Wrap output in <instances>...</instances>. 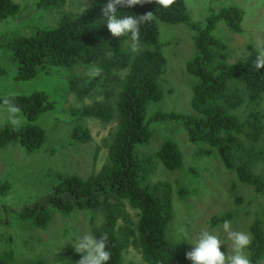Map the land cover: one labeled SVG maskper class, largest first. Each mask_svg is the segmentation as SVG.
Instances as JSON below:
<instances>
[{
	"label": "trees",
	"instance_id": "1",
	"mask_svg": "<svg viewBox=\"0 0 264 264\" xmlns=\"http://www.w3.org/2000/svg\"><path fill=\"white\" fill-rule=\"evenodd\" d=\"M92 1L80 13L63 15L56 27L39 29L33 36L5 38L1 46L11 51L17 66L16 81L32 80L43 69L56 68L59 73L62 68H88L85 77L69 74L64 89L80 99H91L89 105L69 111L74 122L71 140H92L90 131L82 125L85 119L109 123L118 116L119 126L112 142L107 144L109 163L86 179L77 175L57 176L41 198L19 204L18 209L11 211L5 205L2 209L39 229H45L56 213L87 211L91 214L92 234L97 238L108 236V264H126L124 253L131 246L141 249L148 264H192L185 255L191 248L173 243L168 236L173 219L171 186L162 181L151 182L157 163L169 171L179 170L184 164L183 154L174 141L166 140L154 157L146 160L139 156L137 146L152 140L151 125L177 123L186 131L190 143L204 145L201 154L218 155L228 171L253 187L257 195L264 196V69L255 68L258 52L253 48L250 55L231 62L229 42L216 34L221 22L230 31L242 33L244 12L235 6L211 8L199 24L191 19L186 0H175L168 8L160 7L154 0L134 8L118 7V17L153 12L152 21L140 25L136 42L146 49L134 53L124 48L130 34L114 37L106 26L102 8L109 0ZM66 2L40 0L38 8L60 9ZM20 10L13 0H0V21L16 17ZM160 23L183 24L194 32L197 53L186 65L187 72L196 80L191 101L193 113L156 112L147 118L148 104L163 98L166 58L158 45ZM122 71H126L124 77L120 75ZM7 75L0 63V77ZM93 95L100 98H92ZM5 100L19 109L26 124L0 128V147L18 144L28 154L39 152L46 141V131L39 120L55 109L50 95L41 91L4 95L0 96V107L8 108ZM10 189L4 182L0 197ZM128 206L139 211L136 223ZM232 218L228 213L215 217L212 224L216 226ZM1 224L7 226L9 222L0 220ZM249 233L252 242L246 249L247 256L252 264H263L264 222L255 220ZM2 256V264L11 263L8 252ZM80 258L74 248H66L60 264H77ZM23 264L46 262L29 259Z\"/></svg>",
	"mask_w": 264,
	"mask_h": 264
},
{
	"label": "rangeland",
	"instance_id": "2",
	"mask_svg": "<svg viewBox=\"0 0 264 264\" xmlns=\"http://www.w3.org/2000/svg\"><path fill=\"white\" fill-rule=\"evenodd\" d=\"M13 1L21 7L19 14L0 21V63L8 71L7 76L0 77V96L29 95L41 91L50 95L55 109L39 120L46 131V141L39 152L28 154L18 144L0 147V186L5 182L11 188L0 197V220L9 222L7 226L0 225V264L5 251L12 256L8 264H23L29 259L60 264L66 248H74L72 244L78 243L85 233L92 234L91 214L87 211L72 215L56 213L45 229H39L18 221L2 206L11 211L19 204L41 198L49 191V184L56 182L57 176L77 175L86 179L99 173L109 163L107 144L113 140L119 118L116 116L109 123L87 118L82 125L90 131L92 140L88 143L72 141L74 122L69 118V111L89 105L91 99H80L64 89L69 74L77 78L85 77L88 68H62L63 71L59 73L56 68L43 69L32 80L16 81L17 66L12 60L11 51L7 46H1L5 38L33 36L39 29L56 27L63 15L80 13L94 1L67 0L60 9H40V0ZM186 3L191 19L199 24L203 23L211 8L219 10L235 6L244 12L242 33L230 31L224 22L219 23L216 30L217 37L226 39L230 44L231 62L250 55V48L257 52L264 50V0H186ZM159 37V49L166 58L162 76L163 98L148 104L147 118L156 112L193 113L191 101L196 80L187 72L186 65L197 53L194 32L183 24L160 23ZM124 48L134 53L146 49L135 43L133 50L131 39ZM125 74L126 71H122L120 75L124 77ZM92 98L100 97L93 95ZM15 115L21 119V125L26 124L20 114ZM9 116L8 108L0 107V128L14 127L9 123ZM151 129L152 140L146 145L137 146L140 157L146 160L154 157L166 140L174 141L184 157L183 167L175 171H169L157 163L151 177L152 183L162 181L172 189L173 219L168 229L170 240L175 244L184 243L192 249L201 231L207 230L222 241L221 251L225 255L232 254V241L223 231V223L215 226L212 220L231 213L232 230L249 233V226L255 220L264 222V196L257 195L253 187L242 183L233 172L228 171L218 155L206 157L201 154L204 145L190 143L186 131L179 124H156L151 125ZM262 167L264 169V165ZM183 193L184 196H181ZM128 211L136 223L139 211L130 206ZM245 252L247 254L246 249ZM124 262L148 264L137 246L125 251Z\"/></svg>",
	"mask_w": 264,
	"mask_h": 264
},
{
	"label": "clouds",
	"instance_id": "3",
	"mask_svg": "<svg viewBox=\"0 0 264 264\" xmlns=\"http://www.w3.org/2000/svg\"><path fill=\"white\" fill-rule=\"evenodd\" d=\"M152 2L153 0H109L107 5L102 8V16L106 18V26L112 36L119 38L130 34L133 50H135V43L139 38L140 25L152 21L154 18L153 12H146L139 16L125 15L118 17V7L134 8L136 5ZM154 2L160 7L168 8L175 3V0H154ZM254 66L257 70L264 69V50H260L257 53V61ZM4 103L8 105L10 113L9 123L14 127H19L22 121L15 115L19 112V109L7 100ZM222 228L229 240L232 241V254L225 255L221 251L222 241L219 237L207 230H203L196 239L195 244L192 245V249L186 252V258L192 264H252L245 252V249L251 245V234L232 230L231 222L228 220L224 221ZM107 241V234L99 238L90 233H85L81 236L78 243L72 244L75 252L81 255L77 264H108L111 252L108 250Z\"/></svg>",
	"mask_w": 264,
	"mask_h": 264
}]
</instances>
